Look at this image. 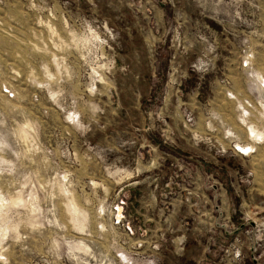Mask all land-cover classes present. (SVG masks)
<instances>
[{
  "label": "rangeland",
  "instance_id": "rangeland-1",
  "mask_svg": "<svg viewBox=\"0 0 264 264\" xmlns=\"http://www.w3.org/2000/svg\"><path fill=\"white\" fill-rule=\"evenodd\" d=\"M0 264H264V0H0Z\"/></svg>",
  "mask_w": 264,
  "mask_h": 264
}]
</instances>
